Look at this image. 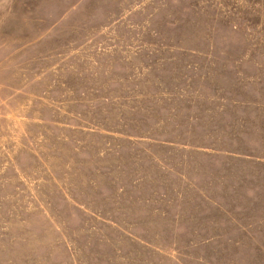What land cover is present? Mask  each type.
I'll list each match as a JSON object with an SVG mask.
<instances>
[{"label":"rangeland","instance_id":"rangeland-1","mask_svg":"<svg viewBox=\"0 0 264 264\" xmlns=\"http://www.w3.org/2000/svg\"><path fill=\"white\" fill-rule=\"evenodd\" d=\"M0 264H264V0H0Z\"/></svg>","mask_w":264,"mask_h":264}]
</instances>
